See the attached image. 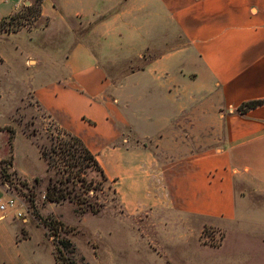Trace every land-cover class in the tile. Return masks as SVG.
I'll list each match as a JSON object with an SVG mask.
<instances>
[{
    "label": "crops",
    "instance_id": "1",
    "mask_svg": "<svg viewBox=\"0 0 264 264\" xmlns=\"http://www.w3.org/2000/svg\"><path fill=\"white\" fill-rule=\"evenodd\" d=\"M30 2L0 0V20ZM36 22L0 38L43 37L48 55L62 61L54 78L31 91L95 154L128 219L150 222L145 229L159 238L158 248L149 247L166 264H183L169 246L192 237L198 254L213 247L225 252V264H264V103L239 109L264 99V0H42ZM103 36L145 49L175 44L126 76L135 86L143 76L150 103L161 97L168 111H149L141 121L125 114L132 101L108 94L92 46ZM25 59L37 64L40 56L32 50ZM9 197L0 184V204ZM14 212L0 209V264H59L54 246L43 237L33 242ZM139 224L128 225L141 232ZM206 224L224 230L220 244L203 239Z\"/></svg>",
    "mask_w": 264,
    "mask_h": 264
},
{
    "label": "rangeland",
    "instance_id": "2",
    "mask_svg": "<svg viewBox=\"0 0 264 264\" xmlns=\"http://www.w3.org/2000/svg\"><path fill=\"white\" fill-rule=\"evenodd\" d=\"M41 6L42 0L24 3L15 12L17 14L13 23L6 21L5 25L13 27L19 23L22 28L38 24L36 21L41 15ZM109 31H105V34ZM102 38L93 39L92 46L97 50L98 61L106 68L110 84L108 94L120 96L121 102L132 101L130 108L124 106L125 114L140 118L141 121L149 111H152L150 114L159 113L161 109L162 112L168 111L166 109L170 107L161 97L153 98L150 103L144 90L143 76L136 77L135 80H139L140 84L137 86L133 85L132 80H129L128 85L126 76L175 44L158 43L152 49H145L144 44H126L123 40L118 42L104 36ZM43 41V37L30 38L27 32L0 38V50L6 57L5 62L0 61V128H3L0 130V184L17 198L18 207L23 211L22 215H18L16 210L14 217L20 220L24 231H32L33 242L43 237L45 247L54 246L55 256L59 247L62 251L60 260L71 257L77 264L168 263L164 255L150 248H158L159 238L145 229L150 227V222L139 224L140 221L132 217L128 219L116 186L106 176L103 167L101 171L92 160L81 161L80 151L76 150V156L72 159L75 163L73 174L68 176L65 167L69 166L61 146L70 138L69 131L56 123L31 91L35 82L54 78L55 69L61 68L62 61H56L48 55L49 44ZM32 50L40 56L37 64L25 59L26 53ZM112 87H119L118 91L113 92ZM11 128L16 130L12 143ZM41 146L49 153L50 166L42 154ZM2 159L6 160L2 162ZM2 167L5 174H2ZM50 180L66 187L70 196L61 201L46 198ZM78 198L83 200L82 207L85 209H81ZM23 203L25 208L22 207ZM134 223L144 230L140 232L132 229L135 228ZM203 230L204 240L214 244L223 241L224 230L208 224ZM187 240L190 244L180 245L177 241L170 243L168 252L175 262L196 264L195 261L201 259L206 264L210 257V264H225L223 250L211 247L205 249V253L198 254L191 246L194 239L191 237ZM63 241L68 245L65 246ZM208 250L210 253L206 252Z\"/></svg>",
    "mask_w": 264,
    "mask_h": 264
},
{
    "label": "trees",
    "instance_id": "3",
    "mask_svg": "<svg viewBox=\"0 0 264 264\" xmlns=\"http://www.w3.org/2000/svg\"><path fill=\"white\" fill-rule=\"evenodd\" d=\"M17 13H13L10 17L8 18H3L0 20V31L2 30H6V31H15L18 30L21 27V24H16L13 27L11 26H6L5 22L8 21L9 23H13V21L15 20ZM264 103V99H252V100H248L243 102L240 106L239 109L241 111H247L252 107L257 106L258 104ZM3 128H0V130ZM10 134H11V143H12V138L15 135L16 130L11 128L10 130ZM70 136V138L68 140H66L64 142V146L61 150L63 151L62 154H64V157H66L67 162L66 164L69 167H65V169L69 172L68 176H70L71 174H73V166H75V163L72 161V159L74 158V156H76V154L74 153V151L79 150V157H82L83 159H81V161L85 160V159H89L92 160V162L101 170L103 171V168L100 164V162L98 161L97 157L95 156V154L89 149V147L84 143L83 139L81 137H79L78 135L72 134L71 132H67ZM55 150V149H54ZM41 151L43 156L46 158L49 166L52 164L51 162V158L49 156V153L46 151V149L44 148V146H41ZM56 151V150H55ZM72 157V158H71ZM6 159H2V162L5 161ZM81 168V167H80ZM2 174H5V169L4 167H2ZM39 177H36V179H38ZM46 198L53 200V201H61L65 198H67L69 195V191L67 190L66 187L62 186V185H58L57 183L53 182V181H49V184L47 185L46 188V193H45ZM77 202L80 204L81 209H85V207L83 205V200L81 198L77 199ZM64 245L67 246V242L63 241ZM62 256V251L59 247H57V255H56V259L58 260L59 264H77L76 261H74L71 257H66L63 260H60ZM90 264V263H87Z\"/></svg>",
    "mask_w": 264,
    "mask_h": 264
},
{
    "label": "built area",
    "instance_id": "4",
    "mask_svg": "<svg viewBox=\"0 0 264 264\" xmlns=\"http://www.w3.org/2000/svg\"><path fill=\"white\" fill-rule=\"evenodd\" d=\"M22 207L25 208V204H22ZM13 209L15 212L17 210L18 215H22L23 211L20 210L18 207V201L17 198L13 195H10V197L3 203L0 204V209L6 210V209Z\"/></svg>",
    "mask_w": 264,
    "mask_h": 264
}]
</instances>
